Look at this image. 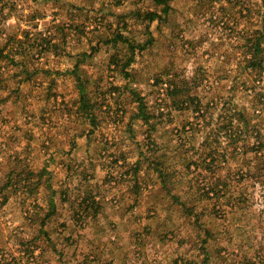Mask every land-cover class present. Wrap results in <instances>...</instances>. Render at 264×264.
Returning <instances> with one entry per match:
<instances>
[{
  "label": "rangeland",
  "instance_id": "rangeland-1",
  "mask_svg": "<svg viewBox=\"0 0 264 264\" xmlns=\"http://www.w3.org/2000/svg\"><path fill=\"white\" fill-rule=\"evenodd\" d=\"M12 3L0 6V45L8 34L23 44L8 42L3 53L11 51L13 60L3 59L0 68V87L7 88L0 90V184L15 165L23 173L44 168V181L56 190V208L42 235L39 222L49 208L50 189L40 185L30 196L31 177L8 193V203L0 207V264H262L264 188L239 173L230 185L241 197L235 200L237 212L228 209L229 200L219 202L216 211L199 191L200 181H207L200 169L186 173L182 167L193 159L185 137L191 132L171 131L190 121L196 150L204 140L207 112L202 121L181 110L165 127L163 118L156 119L157 129L148 131L135 117L138 103L131 90H139L154 114L162 91L152 78L165 70L175 77L195 75L203 102L210 97L206 81L219 96L226 93L236 85L238 72L228 70H238L243 36L264 26V0H168L165 20L152 22L146 11L162 7L155 0ZM116 31L141 43L152 39L129 68L132 79L108 66L119 49L106 41ZM47 41L54 46L48 48ZM94 47V54L83 56ZM21 55L26 68L18 61ZM76 78L96 101L95 127L75 114ZM240 98L233 100L242 104ZM208 111L216 116V108ZM181 142L186 144L179 149ZM148 147L169 158L175 177L166 189L154 167L146 166ZM91 198L100 204L99 213L85 209ZM205 227L211 236L202 245Z\"/></svg>",
  "mask_w": 264,
  "mask_h": 264
},
{
  "label": "trees",
  "instance_id": "trees-1",
  "mask_svg": "<svg viewBox=\"0 0 264 264\" xmlns=\"http://www.w3.org/2000/svg\"><path fill=\"white\" fill-rule=\"evenodd\" d=\"M10 1L12 3L13 0H0V6H4L5 3ZM155 2L157 5H162V7L160 8V11H156V9L146 11V18L149 17L148 22H152L154 20H165L166 18L167 10L169 8L168 0H155ZM9 8L11 9L12 6H9ZM1 13L2 11H0V15ZM161 13L163 14L162 16ZM4 18H6V16H4ZM34 18L35 17H32L31 19ZM263 30L264 26H261L260 28L249 30L251 32H248L245 36H243L241 52L239 54L238 70H228L230 73L234 74L238 72L236 85L227 89L226 93L220 96L216 92V89L213 88L215 84L206 81L208 83L210 97L203 102L201 97L196 94V87L201 84H199L200 81L196 79L195 75L193 76V74H191L185 77H175V73L173 74L172 72L165 70L152 78V84L156 88V91H162L161 98L159 99L160 103L158 104L156 110L157 114H154L149 109L147 101H145V98L141 95L139 90L131 88L133 97L138 103L135 117L142 122L148 131L151 129H157L158 124H155L156 119L163 118L161 125L165 127L171 121L170 119H172V116L181 110H186L187 113L185 111L183 112L190 116L192 114V117L194 118L203 116L202 121L204 120L203 118L207 112V118L205 117L207 122H204V129L200 132L203 133V131H205L203 136L204 140L201 144H199L198 148L196 147V150H194L195 148L193 145V142L196 141V137L192 133V130L190 131V121L187 126L183 125L178 128H173L171 132H174V130L175 133L178 132L177 134H180V132H191L189 135L186 134L185 137L187 141H189L190 147L193 146L190 149L192 151L191 153L193 155V159L184 160L182 167L185 171H187L186 173L200 169L207 181H200L198 184L199 191L202 198L208 199L210 203H212V208L216 211L221 209L222 204L219 205V202L222 200H229L230 206H228V209L237 212V203H235V200L239 201L241 200V197L240 195L231 192L230 185L235 177H239L237 176L239 173H244V176L241 175L242 179L243 177H248L253 184L264 188ZM145 31L150 32L149 24L145 26ZM0 35L2 38L3 35ZM27 35L28 34H26V36ZM3 40V44L0 45V68L2 67V62L4 61L3 59H5L8 63L13 60V57L10 56L11 51L3 53L8 42L16 43L18 45L23 44L22 39L17 38L16 34H8ZM151 41L152 39L150 37L145 40V42L141 43L135 40L134 37H129L123 31L114 32L106 43H112V46L119 50L109 57L108 66H112L115 69L119 68L125 76L132 79L133 74L129 68H131L134 60L136 59V55L141 54L147 45L152 43ZM170 43L172 44V41ZM47 45L48 48L54 46L53 43L48 41ZM96 51L97 47H94L90 53H83V56H91ZM18 61H20L24 68H26L25 56L21 55V58ZM240 66L242 70H239ZM77 68L78 67L75 65L74 72ZM76 81L75 87H77L79 94L76 98L77 106L75 114L79 116L82 121L95 127L94 121L96 119V115L94 114V108L96 101L92 100V97L89 98V88H87L85 83L81 82L79 78H76ZM201 89L205 91L206 88L205 86H202ZM0 90H7V88L0 87ZM239 95H241L240 100L242 104H237L233 100L234 97ZM219 101H221V107L217 106ZM211 108L217 109L216 116L210 114L208 111V109ZM185 144V142H181L177 144V147L180 149L184 147ZM162 145L163 144L160 145L161 150ZM145 150L149 153V155H151V160L150 156L147 158L149 159L146 164L147 168L154 167L152 169L159 177L163 188L166 189L167 182L175 177V172L169 170V158H166L164 154L161 155V157H157L156 152L154 153L152 148L148 147ZM233 160H235V163L232 166ZM137 163H139L138 159L135 161V165ZM138 166L139 165L135 166L133 175H135V172L138 171ZM23 172L24 169L19 165H15L7 171L5 183L0 184V191L2 190V193L0 194V207L8 203V193L15 192L25 186V183H22V180L28 181V179L33 177L35 179L34 182L31 184L29 183L27 186L28 194L30 196L38 192L41 187L40 185L44 188L46 187L47 189H50L51 191L50 197L48 196L49 208L39 222V231H41L42 235H46L47 233L43 231V226L45 225L47 219H49V217L54 213H52V211H55L56 206L53 198L56 194V190L44 181L43 176L46 173L44 168L40 171L32 170L26 171L25 173ZM168 193H171V190H169ZM171 196L179 205H182L183 211L188 213L191 212V209H189V207L181 201L180 196H173V194H171ZM34 207H36V205ZM91 207L93 208L94 214L99 213L101 208L95 198H91V204L89 202L85 209L89 210ZM245 209L246 205L239 208L240 211H244ZM223 211L227 214L229 213V210ZM243 216L244 215H242V217ZM203 232L205 233V238L200 239V243L202 245H204L211 236L206 227L203 229ZM254 242H256V240H254ZM259 248L264 247L260 244ZM42 253L43 251H40V255H42ZM259 261L264 264V259L260 258Z\"/></svg>",
  "mask_w": 264,
  "mask_h": 264
}]
</instances>
